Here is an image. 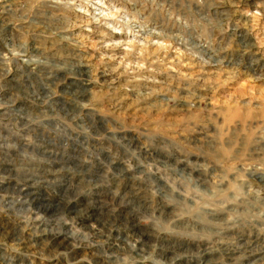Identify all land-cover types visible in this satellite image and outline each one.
I'll return each mask as SVG.
<instances>
[{
    "label": "rangeland",
    "instance_id": "obj_1",
    "mask_svg": "<svg viewBox=\"0 0 264 264\" xmlns=\"http://www.w3.org/2000/svg\"><path fill=\"white\" fill-rule=\"evenodd\" d=\"M0 264H264V0H0Z\"/></svg>",
    "mask_w": 264,
    "mask_h": 264
},
{
    "label": "bare ground",
    "instance_id": "obj_2",
    "mask_svg": "<svg viewBox=\"0 0 264 264\" xmlns=\"http://www.w3.org/2000/svg\"><path fill=\"white\" fill-rule=\"evenodd\" d=\"M91 235V234H90ZM64 236V235H63ZM52 237V236H51ZM62 238V237H61ZM50 239V238H49ZM64 239V238H63ZM56 240V239H55ZM65 240V239H64Z\"/></svg>",
    "mask_w": 264,
    "mask_h": 264
}]
</instances>
